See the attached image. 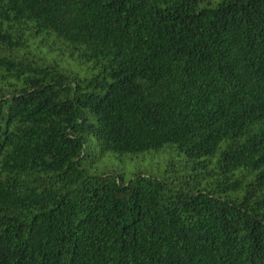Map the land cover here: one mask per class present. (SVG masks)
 <instances>
[{
	"label": "trees",
	"instance_id": "16d2710c",
	"mask_svg": "<svg viewBox=\"0 0 264 264\" xmlns=\"http://www.w3.org/2000/svg\"><path fill=\"white\" fill-rule=\"evenodd\" d=\"M0 264H264V0H0Z\"/></svg>",
	"mask_w": 264,
	"mask_h": 264
}]
</instances>
